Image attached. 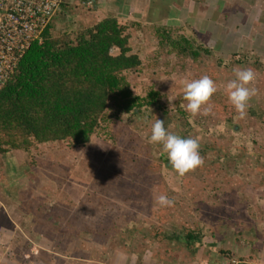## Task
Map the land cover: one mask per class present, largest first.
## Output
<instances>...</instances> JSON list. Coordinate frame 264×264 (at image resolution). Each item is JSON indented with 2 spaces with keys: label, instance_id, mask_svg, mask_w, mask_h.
I'll use <instances>...</instances> for the list:
<instances>
[{
  "label": "rangeland",
  "instance_id": "1",
  "mask_svg": "<svg viewBox=\"0 0 264 264\" xmlns=\"http://www.w3.org/2000/svg\"><path fill=\"white\" fill-rule=\"evenodd\" d=\"M185 17H179V33H174L173 39L185 30ZM191 32L183 34L203 47L201 32ZM134 37L131 42L136 48ZM228 37L235 38L233 33ZM225 41L222 49L209 47L215 51L200 54L196 60L188 54L172 53L168 46L153 55L143 57L142 52L147 66L128 73L127 79L135 95L146 97L153 90L159 93L158 100L140 114L104 125L88 145L40 146L39 151L54 154L42 161L38 152H10L12 156L26 155L27 166L47 164L50 171L34 170L30 176L25 170L24 178L34 182V191L16 203L23 214L33 212V235L28 234L30 227L24 221L21 228L27 232L26 238L12 240L4 234L0 264H264V42L257 39L253 47L248 43L228 47L229 39ZM233 53H237L235 57ZM156 55H161L160 61ZM237 67L256 73L257 95L249 107L254 111L253 125L248 123V113L244 119L237 118L225 91ZM204 75L217 83L218 92L210 114L192 117L181 107L187 103L183 82ZM157 118L181 137H199L200 154L205 159L202 168L184 177H179L170 163L166 168L168 159L161 146L149 142ZM231 132H236L235 138ZM8 190L13 199L16 188ZM72 194L75 199H69ZM161 194L174 198V206H159L155 197ZM77 198L83 205H91L90 218L81 217L75 231H58L56 204L61 205L62 199L68 202L71 215L74 209L79 211L72 203L76 204ZM246 215H250L248 226L263 240L255 238L260 243L258 251L256 245L255 252L240 247L238 254L229 236L234 227L245 232ZM6 230L10 231L7 225ZM186 233H194L197 241L186 245ZM176 235L180 238L175 239Z\"/></svg>",
  "mask_w": 264,
  "mask_h": 264
},
{
  "label": "trees",
  "instance_id": "2",
  "mask_svg": "<svg viewBox=\"0 0 264 264\" xmlns=\"http://www.w3.org/2000/svg\"><path fill=\"white\" fill-rule=\"evenodd\" d=\"M134 26L108 15L91 28L69 33L55 32L50 22L0 91V155L38 152L40 146L58 143L84 147L104 125L155 104L157 91L139 97L127 79L147 66L141 48L131 46ZM170 33L167 28L157 32L164 42L159 48L168 46L194 60L211 55L189 36L173 39ZM183 239L191 245L198 236L186 233Z\"/></svg>",
  "mask_w": 264,
  "mask_h": 264
},
{
  "label": "crops",
  "instance_id": "3",
  "mask_svg": "<svg viewBox=\"0 0 264 264\" xmlns=\"http://www.w3.org/2000/svg\"><path fill=\"white\" fill-rule=\"evenodd\" d=\"M92 1L93 7L91 9H85L81 7L75 0H64L59 12L56 13L51 21L55 32L72 33L80 29L91 28L102 18L108 15H113L117 17L121 23H136L135 32L137 33H135V37L134 35L133 37L138 40L137 45L144 52V57L151 54L153 55V53L155 54L156 51H159L160 53L162 50H158V43L164 44L157 34L160 29L167 28L171 31L170 34L173 37V33H179L176 32V29L180 25L179 17L186 16L184 19V25L188 30H186V28L185 30H181V34H183V31H185V33L189 31L197 33L200 31L203 47H207L205 49L212 50L213 52L215 49H222V47L225 46V38L229 39L228 47L233 45L236 47L239 45L243 46L246 45L245 43H248L251 47H253L257 39H260L261 42H264V36H261L262 34L264 35V0ZM242 31H244L243 34L241 33ZM224 32L227 33L226 36H224ZM230 33H233L235 38H229L228 34ZM230 41H233V43H230ZM151 45H153L155 48H152V51L150 52L149 49L151 48ZM209 47H213L215 49L213 50ZM156 58L160 61L161 55L159 58L156 55ZM152 73H154V71H152ZM256 110L261 111V108L257 106ZM247 113L249 116L248 123L251 125L255 124L254 122L256 120L253 119L254 111L252 108H249ZM250 120L254 121L251 122ZM235 126H238V124ZM235 133L236 132H231V135L234 138ZM233 141L235 140L233 139ZM233 141L231 140V142ZM219 142L225 145L229 144L226 140H220ZM11 152L18 154L17 151ZM38 155L40 156V161L43 159H51L52 156L54 157V154L47 153L46 151H38ZM58 159L59 158H57L56 161ZM27 160L28 158L26 155L22 154L12 156L11 153L8 152L5 154V157L0 155V221H2L0 222V238L3 237L4 234L5 237H11L10 239L12 240H16L18 237L26 238L27 232L24 231V233L21 228L23 221L26 222V224H28L30 227L28 234L30 236L33 235V212L29 211L27 214H23L16 202L21 201L17 200L19 198L22 200L26 199L28 194L31 196L34 191V182H30V180L27 181L26 178H24V172L26 169L30 176H33L34 170H37V173L40 171L42 173V171L46 170L47 172L50 170L46 169L47 164L43 167L33 164H28L27 166ZM22 168L24 170H22ZM14 178H16L15 183H11L14 181ZM13 187H15L16 190L13 193V199H11L9 197L11 193H9L8 189ZM79 191L80 190L78 189L77 193ZM238 192L241 195V191ZM74 195L75 194H72V197H69V199H75ZM72 203L76 205L79 211L75 212L74 209L71 215L67 208L68 202L63 201L62 199L61 205L60 203L56 204L57 209L54 217L56 219L58 231L65 230L66 228L69 230L68 232L75 231L76 225L81 224V217L88 219L90 218L92 210L90 204L85 206L79 201L78 198L76 199V204L74 201ZM245 214L247 213L244 211V215ZM72 216L74 217L73 219L71 218ZM246 219H249V221H247L246 224L244 223V226L242 224V219V221L240 220L241 223L239 224L240 227H245V232L242 233L241 230L236 231L237 227H234L233 229L231 228L229 237L230 240L234 242V244L232 243L233 249H235V247L238 249L241 247L247 248L251 252H255L254 248H257L258 251V246L260 244L255 240V238L258 241L263 239L257 237L255 235L254 229L251 230V226H248L250 225V215H246ZM48 221L49 217L47 219V222ZM47 222L42 220L40 221V223ZM6 225L10 227V231L6 230ZM68 238L72 239V237ZM254 245L257 247H254ZM240 251L241 249H239L237 253L239 254Z\"/></svg>",
  "mask_w": 264,
  "mask_h": 264
},
{
  "label": "clouds",
  "instance_id": "4",
  "mask_svg": "<svg viewBox=\"0 0 264 264\" xmlns=\"http://www.w3.org/2000/svg\"><path fill=\"white\" fill-rule=\"evenodd\" d=\"M233 72L235 78L227 82L225 91L229 102L237 113V118L244 119L247 116L251 100L257 95L256 73L251 68L240 67L234 68ZM183 83V99L187 103L181 107L185 108L192 117L210 114L213 97L218 92L217 83L207 75L185 80ZM168 100L171 103V100ZM219 127L223 128V125H219ZM149 142L161 146L171 168L179 177L194 173L205 165V159L200 154L199 137H181L169 131L161 119L157 118L151 125ZM155 202L161 207H173L175 204L174 198L165 194L156 196Z\"/></svg>",
  "mask_w": 264,
  "mask_h": 264
},
{
  "label": "built area",
  "instance_id": "5",
  "mask_svg": "<svg viewBox=\"0 0 264 264\" xmlns=\"http://www.w3.org/2000/svg\"><path fill=\"white\" fill-rule=\"evenodd\" d=\"M64 0H0V91L34 43L59 12ZM91 9L92 0H75Z\"/></svg>",
  "mask_w": 264,
  "mask_h": 264
}]
</instances>
